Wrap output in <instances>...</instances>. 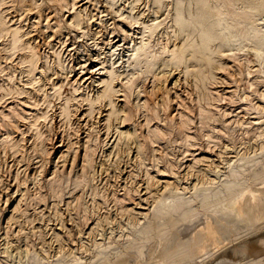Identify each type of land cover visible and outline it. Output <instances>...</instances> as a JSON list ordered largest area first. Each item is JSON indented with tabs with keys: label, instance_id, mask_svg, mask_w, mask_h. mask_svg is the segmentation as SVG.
Masks as SVG:
<instances>
[{
	"label": "bare ground",
	"instance_id": "obj_1",
	"mask_svg": "<svg viewBox=\"0 0 264 264\" xmlns=\"http://www.w3.org/2000/svg\"><path fill=\"white\" fill-rule=\"evenodd\" d=\"M263 27L264 0H0V264H264ZM98 33L109 62L67 59Z\"/></svg>",
	"mask_w": 264,
	"mask_h": 264
},
{
	"label": "rangeland",
	"instance_id": "obj_2",
	"mask_svg": "<svg viewBox=\"0 0 264 264\" xmlns=\"http://www.w3.org/2000/svg\"><path fill=\"white\" fill-rule=\"evenodd\" d=\"M90 13L92 14V15H94V13H96V10H91L90 11ZM97 14V13H96ZM110 22V21H109ZM263 29H264V27H263ZM98 34H100V36L98 35ZM98 34H96V37H95V35L94 36H92L91 38H92V40L93 41H91V38L90 37H82L81 39L83 40L84 38H86V39H84L83 41L80 39V37L79 36H74V38H73V36H69V39H73L72 41L71 40H69L68 39V41H67V47H70V48H67V59L68 60H70V59H75V58H77V57H80V56H82L83 54H84V52H85V47H87V49H90L91 51H93V52H95V50L97 51V52H100V57L102 58V59H104V60H106L107 62H109V60H110V57H114L113 55H111V53H110V51L108 50V46L105 44L104 45V43H102V42H100V38H101V33H98ZM112 35V36H111ZM106 36V38L107 39H110V38H112V39H115V35H113L112 33L110 34V32H108V34L107 35H105ZM108 36V37H107ZM79 37V38H78ZM157 37V36H156ZM77 38H78V40H77ZM88 38V39H87ZM95 38V39H94ZM81 40V41H80ZM90 40V41H89ZM75 42V43H74ZM87 42V43H86ZM90 42V43H89ZM94 42H96V44L94 43ZM70 43V44H69ZM73 43V44H72ZM80 43V44H79ZM83 43V44H82ZM92 43H94V44H92ZM91 44V45H90ZM73 45H75V46H73ZM80 45V46H79ZM82 45H84V46H82ZM104 45V46H103ZM82 46V47H81ZM94 46H95V48H94ZM102 47V49L100 50V49H98V47ZM75 47V48H74ZM73 48V49H72ZM81 50H80V49ZM92 48V49H91ZM76 49V50H75ZM104 49H106V50H104ZM73 50V51H72ZM89 51V50H88ZM102 51V52H101ZM72 52V53H71ZM78 52V53H77ZM81 52H83V54L81 53ZM104 52V53H103ZM81 53V54H80ZM102 54H103V56H102ZM107 54V55H106ZM110 54V55H109ZM76 57H75V56ZM109 59V60H108ZM67 245L65 244V246L64 247H66ZM54 251H55V248L53 247L52 248ZM52 249H51V252H54V251H52ZM145 251H147V253L145 252ZM12 252H14V251H11V253ZM144 252H145V256L146 257H148V250H144L143 251V253L141 254V258L143 259V257H145L143 254H144ZM15 254V253H14ZM13 254V255H14ZM12 254H11V258H12V260H10V263L11 264H19V262L17 261L16 262V260H17V257L14 255L13 256ZM144 258V260L145 259H147V258Z\"/></svg>",
	"mask_w": 264,
	"mask_h": 264
}]
</instances>
